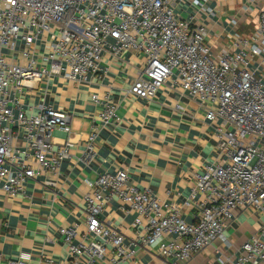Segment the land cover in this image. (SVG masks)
<instances>
[{"label": "built area", "instance_id": "obj_1", "mask_svg": "<svg viewBox=\"0 0 264 264\" xmlns=\"http://www.w3.org/2000/svg\"><path fill=\"white\" fill-rule=\"evenodd\" d=\"M181 1L0 0V181L7 196L21 193L24 183L41 173H54L72 145L54 142L55 132L69 133L68 112L40 104L27 115L16 94L52 74L77 83L99 79L106 72L105 53L114 59L128 52L142 57L129 95L149 102L170 81L206 105L207 120L220 121L216 148L226 160L193 174L192 195L200 200L192 222L181 218L183 206L129 185L125 170L98 174L84 196L85 232L59 230L71 264L133 260L137 248H155L166 264H188L214 241L225 240L236 210L264 209V9L250 36L229 35L226 49L213 55L206 26L174 14ZM9 54L20 63L9 62ZM90 100L101 106V123L115 120L116 105L108 95ZM96 131L87 136L86 162L94 153ZM113 199L134 215V228H143L128 242L100 218ZM241 249L220 264H264L259 238ZM2 262L53 264L35 262L28 252L6 259L0 253Z\"/></svg>", "mask_w": 264, "mask_h": 264}, {"label": "crops", "instance_id": "obj_2", "mask_svg": "<svg viewBox=\"0 0 264 264\" xmlns=\"http://www.w3.org/2000/svg\"><path fill=\"white\" fill-rule=\"evenodd\" d=\"M195 1L201 4L198 6ZM264 0H182L174 14L192 18L207 29V44L213 55L223 52L229 35L250 36L257 24ZM237 25L231 26L230 20ZM40 51V49H39ZM20 63V57H7ZM142 57L128 52L118 59L105 53V74L87 83L70 82L52 74L16 94L27 115H34L40 104L70 114L69 133L55 132L54 142L69 140L68 156L54 173H41L23 185V191L7 196L0 181V253L3 258L20 252L31 254L33 261L51 260L53 264H71L68 248L59 230L73 228L85 232L84 196L98 174L125 170L128 183L138 189L149 188L162 203L183 206L181 218L190 223L196 214L200 196L192 195L193 174L207 164L226 160L217 148L219 120L206 119V105L189 98L167 81L147 102L127 93L138 76ZM108 95L116 105V118L109 124L98 119L101 106L90 96ZM96 128L94 153L84 160L87 136ZM20 144L21 141L17 140ZM38 170L36 164H31ZM187 204V205H184ZM101 220L130 241L142 227L132 226L134 215L126 213L118 200H111ZM196 254L188 264H220L235 259L252 237L264 242V209H238L224 234ZM83 260V259H82ZM1 264H5L2 262ZM116 264H166L157 250L137 248L133 260Z\"/></svg>", "mask_w": 264, "mask_h": 264}]
</instances>
